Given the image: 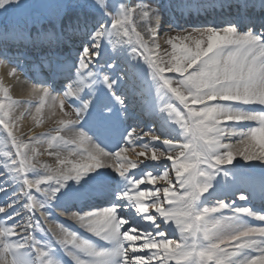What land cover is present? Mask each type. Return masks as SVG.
Instances as JSON below:
<instances>
[{"label":"snow or ice","instance_id":"6c2138e0","mask_svg":"<svg viewBox=\"0 0 264 264\" xmlns=\"http://www.w3.org/2000/svg\"><path fill=\"white\" fill-rule=\"evenodd\" d=\"M31 3L0 0L8 76L26 70V49L45 50L32 70H46L31 89L35 103L14 99L0 83V193H9L0 203V264H63L57 250L72 264H264V212L237 205L245 193L232 199L209 191L237 158L264 164V0H235L238 20L224 27L169 26L166 48L152 0H57L42 17ZM77 40L80 49L64 55ZM125 48L147 64L163 99L159 110L177 130L132 127L121 143L111 107H96L100 86L125 104L105 72ZM58 81L67 86L54 96ZM21 107L35 108L37 125L46 107L58 109L57 126L26 140ZM43 144L55 166L39 161ZM89 191L103 203L57 207ZM57 211L103 245L58 221Z\"/></svg>","mask_w":264,"mask_h":264},{"label":"bare ground","instance_id":"6f19581e","mask_svg":"<svg viewBox=\"0 0 264 264\" xmlns=\"http://www.w3.org/2000/svg\"><path fill=\"white\" fill-rule=\"evenodd\" d=\"M208 1V0H207ZM171 4H169V0H161L160 2V8L162 11V15L167 16L168 10L165 9V6L172 10L178 9L184 10L187 7L190 6V3H193L194 5L197 3V0H171ZM214 5H218V7H225L226 5H229L230 3H233V0H215ZM228 7V6H227ZM159 15L160 18L163 16ZM239 16V15H238ZM161 21V19H160ZM226 26V25H225ZM224 27V26H221ZM247 31V30H245ZM76 43V41H75ZM39 61H36L38 63ZM8 67H4L0 65V83H3L6 86H10V93L13 96L14 99L20 100V99H27V100H33L31 96V89L28 88L29 81H34L36 79H42L46 75L45 72H34L32 70V63L26 65L25 71H20L17 73V77H10L8 76V73L11 71V69H7ZM137 81H142V88L135 89L134 87L125 86V83H122L120 86L116 87V92L119 94V96L123 97L125 99V104L123 106L126 107L124 110L125 112L123 114H119L116 112L114 108L112 109L113 118L116 120V128L114 131H117L119 133L120 137H123L124 133L132 128V127H139L142 128L141 125L135 126L132 125L131 127H126V124L131 123V119L133 118V112L140 111L138 116V122L141 124H149L150 128H156L159 133L167 135L169 132L173 130H177L176 126L171 124L165 113L161 112L160 106L163 103V99L157 94V85L156 82L150 77L149 79H145L143 76H140L139 74L136 75ZM145 80V82L143 81ZM36 85V83L33 84L32 88ZM67 86V82H63V86ZM59 87V86H57ZM54 96L61 95L59 93L54 92ZM96 102H106L110 98H112L111 95L105 94L99 91H96ZM36 99V98H35ZM118 104V103H117ZM132 106V107H130ZM245 110H249L254 108L255 106H241ZM57 114H53L52 111H50L47 107L42 112V122L36 126L35 121L32 119V115L35 114V108H31L30 110H25V113H30L31 117L27 119L26 116H23V119L19 121V127L20 131L22 133L28 132L31 136L32 135H39L41 134L44 129L47 128H55L57 126V121L60 118L58 115V109L56 110ZM24 113V107H21L18 111L17 115H20V113ZM120 115V116H119ZM243 126V125H241ZM149 128V129H150ZM148 129V130H149ZM147 130V131H148ZM43 155L39 156L38 159L41 163H52L53 166H55V158L50 157L47 155L46 151H43ZM130 158H135L132 153H129ZM52 159V161H51ZM51 165V164H50ZM226 172L229 175L224 176V187L225 191L227 193H232L234 189L237 186H243L244 184L247 186L250 198L256 200V202H263L264 204V164L260 163L259 161H248L245 162L239 158L233 161L231 165H227ZM245 169L246 172L244 173L242 170ZM107 171H111L110 169ZM115 175V173H113ZM86 179V177L82 178V181ZM86 194L90 195L91 198H94L95 196H91L90 192L85 193L84 199H90V197L86 198ZM73 204H70L67 209H69ZM254 208H257V205L254 204ZM59 213V219H67L66 216H64L62 213ZM71 221V220H69ZM257 223H259L257 221ZM79 226V225H78ZM163 228H165L168 233H170V230L172 232H176L174 227H168L165 225H162ZM54 229V228H53ZM100 241V240H98Z\"/></svg>","mask_w":264,"mask_h":264},{"label":"rangeland","instance_id":"374dc122","mask_svg":"<svg viewBox=\"0 0 264 264\" xmlns=\"http://www.w3.org/2000/svg\"><path fill=\"white\" fill-rule=\"evenodd\" d=\"M171 0H169V4H171L172 2H170ZM115 2V0H109V3H113ZM124 2H128V0H124ZM133 2H138V0H133ZM155 8L157 9L158 15H162V11L160 8V2L161 0H152ZM57 3V0H33V3L30 4L29 8L30 11H32L35 15H37L38 17H42V16H46L48 9L50 7H53L55 4ZM201 4V3H200ZM228 6V7H227ZM211 6H201L200 9L196 7H190L186 8L184 10H179V8L177 10H174V8H172V10L168 9L165 6V9L168 10V15L167 16H163L160 21V27H161V39H160V43L162 45V48H166L168 47L166 44H164V41L167 39V37L170 34H174L171 33L169 30V26L173 27V28H188V27H200L203 24H209L212 23L209 26H213V27H221V26H225L224 24L229 23V22H233L235 23L238 20V5L235 3V0L233 1V3L226 5L225 7H218L215 9H211ZM214 23V24H213ZM45 27H47V25H45ZM203 27V26H202ZM239 30L241 31H245L247 30L246 27H241L239 28ZM81 47V43L79 40L76 41V43L74 42L73 45L71 46H66L62 51L64 55H72L75 52H77ZM109 51L112 50L111 45H109ZM45 50L43 49H26L24 50V54L27 57L26 61H25V65L39 61L40 56H42L44 54ZM113 63L115 64V67L112 69H105V72L108 73L113 79H117V84L115 85V88L120 86L122 83H125V86H132L135 89H139L142 88V81H137L136 80V75L139 74L140 76H143L145 79H149L151 77L150 74V70L147 66V64L144 63V61L142 59L137 58H132L130 55V51L128 49H124L122 50L120 57L117 60H114ZM0 65L4 66V67H8L7 69H11L12 65L8 64L7 62H0ZM20 72V71H19ZM73 72H75V69H73ZM45 78V77H44ZM43 79V77H42ZM37 80V79H36ZM36 80L34 81H29L28 88L32 89V86L34 83H36ZM145 82V80H143ZM59 86V87H57ZM63 86V82L58 81L56 84V93L62 94L63 88L61 87ZM66 87V86H65ZM97 91L105 93V94H109L111 95L107 89L103 88V86H100ZM116 91V89H115ZM53 92V93H54ZM117 94V92H116ZM119 96V94H117ZM112 96V95H111ZM33 102H37L36 99L33 97ZM20 100H27V99H20ZM110 106L111 108H114L116 110V112H118L120 115L123 114L126 109L125 106L121 107V105L117 104L115 99L112 97L110 98L108 101L106 102H96V107H102V106ZM132 107V106H130ZM24 113H25V108H24ZM24 116L27 117V119H29L31 117L30 113H25ZM37 126V124H36ZM142 129L144 131H147L150 128L149 124H145L143 123L142 125ZM50 129L52 128H47L44 129V131L42 133L48 132ZM24 138L27 140L31 135L28 132L23 133ZM47 149V145L43 144V145H39L38 146V150L40 152H43ZM115 150V149H112ZM52 161V159H51ZM152 166L156 169L159 170V168L161 167V165L156 164V162H151ZM52 165V163H49ZM226 167L228 166H224V170L226 171ZM134 171H138V170H134ZM244 173L246 172L245 169L242 170ZM229 175V174H227ZM225 175H220L217 177V179L214 181V188L216 189L215 191H213L212 189H210L209 191L213 194V196L215 197H230L232 199H235V195L236 193H245L248 195V199L245 201H237V205L239 206H250L252 207V200L250 199L249 196V192H248V188L247 186L244 184L243 186H237L234 191H232V193H227V191H225V187H224V178ZM82 183V182H81ZM123 185L121 184V187ZM11 191V189L9 190ZM91 193V191H89ZM9 193L8 192H4V193H0V203L4 202V199L6 196H8ZM87 195V194H86ZM92 195V193H91ZM206 196L208 194H205ZM81 200V199H79ZM74 201V203L77 205L78 208L83 207V202L81 204L80 201L78 200H72ZM71 204V202H60L57 204V207L60 208L61 210H78L77 207H70L69 209L68 206ZM253 208V207H252ZM119 211L121 213H123L125 215L126 219H129L128 217V212L132 211L133 216L131 217V219H134L136 221L137 224H139L140 226H143L146 222L142 221L140 219V217L135 216V210L132 209H126V208H120ZM257 211V210H256ZM259 212H262L260 210H258ZM59 211L53 212V215L55 216V218L62 222L65 226H67L68 228L76 231L80 236L89 239L91 241H93L91 237L92 236L90 233L86 232L84 229L80 228L77 224H75L73 221H69L68 219H59ZM245 222L250 223V224H257V221L252 220L250 218H244ZM131 222V220H130ZM45 227H52L55 229V224H51L48 225L46 224ZM170 238H174L176 236V232H172V230H170L169 233ZM40 239H45L44 237H39ZM96 238V237H94ZM95 240V239H94ZM54 255L61 259L63 261V264H72V261L70 258L66 257L63 255V253L59 250H57Z\"/></svg>","mask_w":264,"mask_h":264}]
</instances>
